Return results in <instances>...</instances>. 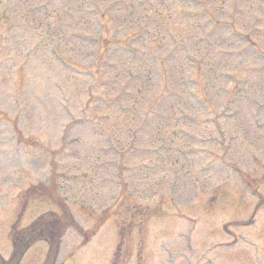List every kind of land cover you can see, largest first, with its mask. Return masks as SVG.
<instances>
[{"label": "rangeland", "instance_id": "rangeland-1", "mask_svg": "<svg viewBox=\"0 0 264 264\" xmlns=\"http://www.w3.org/2000/svg\"><path fill=\"white\" fill-rule=\"evenodd\" d=\"M53 163L84 230L110 215L59 264H264V0H0L4 257Z\"/></svg>", "mask_w": 264, "mask_h": 264}, {"label": "trees", "instance_id": "trees-1", "mask_svg": "<svg viewBox=\"0 0 264 264\" xmlns=\"http://www.w3.org/2000/svg\"><path fill=\"white\" fill-rule=\"evenodd\" d=\"M51 188L44 189V194L56 202L60 208V213L52 212L45 213L37 217L29 226L23 229H14L13 239V253L9 260L4 261L0 257V264H17L22 253L35 241L39 239L46 240L50 244V252L45 264H53L56 258L59 247L60 236L64 230L69 226H75L76 223L72 219L68 207L63 203L59 197H53L52 188H55V181L51 182ZM36 188H31L27 191V195H31Z\"/></svg>", "mask_w": 264, "mask_h": 264}]
</instances>
